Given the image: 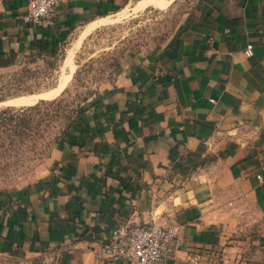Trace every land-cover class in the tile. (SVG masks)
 Masks as SVG:
<instances>
[{"label":"crops","instance_id":"1","mask_svg":"<svg viewBox=\"0 0 264 264\" xmlns=\"http://www.w3.org/2000/svg\"><path fill=\"white\" fill-rule=\"evenodd\" d=\"M134 1L64 0L41 25L24 20L29 0L0 1V74ZM263 215L264 0H198L82 115L40 179L0 196V264H129L96 251L113 228L148 221L181 225L166 264H264V245L242 236Z\"/></svg>","mask_w":264,"mask_h":264},{"label":"rangeland","instance_id":"2","mask_svg":"<svg viewBox=\"0 0 264 264\" xmlns=\"http://www.w3.org/2000/svg\"><path fill=\"white\" fill-rule=\"evenodd\" d=\"M197 1L135 0L117 14L75 30L57 50L27 55L2 72L0 196L12 195L40 179L53 149L64 142L82 115L135 62L169 43ZM71 52L73 70L68 63ZM66 80L63 95L61 92L52 98L41 97L32 103L21 101L50 93ZM56 98L54 104L20 111L23 106ZM246 228L251 231H243L242 236L264 245V215L260 228Z\"/></svg>","mask_w":264,"mask_h":264},{"label":"built area","instance_id":"3","mask_svg":"<svg viewBox=\"0 0 264 264\" xmlns=\"http://www.w3.org/2000/svg\"><path fill=\"white\" fill-rule=\"evenodd\" d=\"M63 1L29 0L25 22L37 25L51 24L56 8ZM246 54H253L252 45H248ZM180 243L181 225L177 223L159 224L148 221L124 224L110 231L107 241L96 251V258L112 261L125 259L129 264H166Z\"/></svg>","mask_w":264,"mask_h":264},{"label":"bare ground","instance_id":"4","mask_svg":"<svg viewBox=\"0 0 264 264\" xmlns=\"http://www.w3.org/2000/svg\"><path fill=\"white\" fill-rule=\"evenodd\" d=\"M96 24L97 23H95L94 25H96ZM72 55H73V53L71 52V55H69V57H68V63L72 67V70H73L74 67H73ZM66 85H67V80L65 82H61L60 85L54 91H52L50 93H47V94L41 95V96H36V97H27V98L22 99L21 101H23L25 103H32L41 97L42 98H52V97L58 96L62 92V90L66 87Z\"/></svg>","mask_w":264,"mask_h":264},{"label":"trees","instance_id":"5","mask_svg":"<svg viewBox=\"0 0 264 264\" xmlns=\"http://www.w3.org/2000/svg\"><path fill=\"white\" fill-rule=\"evenodd\" d=\"M67 91V89H65L61 95H63L65 92ZM58 98L52 100V101H49V100H40L38 101L36 104L34 105H31V106H23L20 108V111H32V110H36L38 108H40V106L42 105H50V104H54L56 101H57ZM13 108H10L9 111H12Z\"/></svg>","mask_w":264,"mask_h":264}]
</instances>
